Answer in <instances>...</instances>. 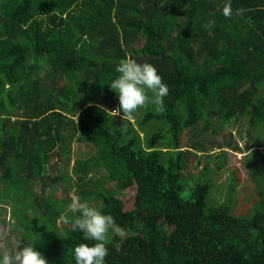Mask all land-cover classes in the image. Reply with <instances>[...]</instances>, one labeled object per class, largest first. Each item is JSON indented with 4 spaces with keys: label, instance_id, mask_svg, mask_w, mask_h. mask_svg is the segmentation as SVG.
<instances>
[{
    "label": "trees",
    "instance_id": "trees-1",
    "mask_svg": "<svg viewBox=\"0 0 264 264\" xmlns=\"http://www.w3.org/2000/svg\"><path fill=\"white\" fill-rule=\"evenodd\" d=\"M224 2L0 0V212L6 206L14 227L44 234L36 250L49 264H75L74 247L94 242L60 221L68 194L32 190L41 176L69 180L129 232L120 239L109 230L105 264H264V0H231L230 18ZM238 8L247 11L237 16ZM208 20L216 22L210 30ZM129 53L169 88L164 111L149 104L132 121L112 115L119 100L108 87ZM244 121L253 134L260 128L249 151L260 168L246 159L258 199L242 213L234 176L218 201L210 195L224 154L198 152H206L201 133ZM72 142L95 152L77 149L73 178L50 175L52 158L70 156ZM204 156L191 180L189 161Z\"/></svg>",
    "mask_w": 264,
    "mask_h": 264
},
{
    "label": "clouds",
    "instance_id": "clouds-1",
    "mask_svg": "<svg viewBox=\"0 0 264 264\" xmlns=\"http://www.w3.org/2000/svg\"><path fill=\"white\" fill-rule=\"evenodd\" d=\"M245 11L247 10L244 8H238L235 14L242 16ZM222 14L226 18L233 15L231 0H225ZM215 23V20H208L203 27L210 30ZM115 70L119 75L108 85L119 100V107L111 110L113 116L134 120V114L149 104L155 105L156 111H164V97L168 95L169 88L152 64L138 63L129 53L119 60ZM67 212L79 215L69 217ZM60 221L70 223L73 231L79 230L83 234L84 240L94 242L91 245L80 243L74 247L75 264H105L109 230L122 231L115 225L112 215L103 214L98 208L90 206L88 201H82L75 192L71 194V202L67 205L66 212L60 216ZM0 264H49V262L33 244H27L14 252L0 247Z\"/></svg>",
    "mask_w": 264,
    "mask_h": 264
},
{
    "label": "rangeland",
    "instance_id": "rangeland-1",
    "mask_svg": "<svg viewBox=\"0 0 264 264\" xmlns=\"http://www.w3.org/2000/svg\"><path fill=\"white\" fill-rule=\"evenodd\" d=\"M139 43H141V41H139ZM139 111V114L142 115L143 108L139 109ZM251 134H253V132H250L249 125L245 124L244 121V124L230 123L229 125L224 126L223 128L216 130L215 132L208 130L201 133V136L199 137L200 139H203L206 150V152H198L199 154H209L211 156H215L219 152H221L222 155L224 154V161L221 169L213 172L212 174L213 184L210 193L211 197L214 200L218 201L223 193L222 188L226 190L227 187H230V181L232 179V176H234L235 196L238 199L236 207L239 208L242 213L247 212L252 203L258 199L256 185L253 180L252 169L245 164L246 159L250 158L253 165H255L257 168H260V158L251 157L249 152L252 148H254L251 140ZM253 135L260 142V128L259 133ZM190 137L191 132H185L182 138L183 146L187 145ZM225 142L229 143V145L227 146ZM236 143L239 146L238 148H234V145ZM72 147L73 151L70 156L64 155V157L70 158L68 166H65V163H62L66 160V158L64 160H60L55 156L52 158L53 162H56V159L58 162H56L57 168L49 167L50 175L55 174L56 171L59 170L65 174H69L68 177H71L70 165L74 162L77 149L84 151L82 152L83 156H89L95 152V148L90 145L77 144L72 142ZM260 151L262 150L260 149ZM196 161L197 159H191V161H189L191 162L190 166L186 171H184L185 174H187L188 178H190L191 180H193V178L202 168L204 162L206 161V156H204L198 164H195ZM210 165L214 167V162H210ZM71 178H73V176ZM30 183L32 184V190L35 193H40L41 189L44 187L45 195H54L57 198L62 197L64 194H68V197L71 198V194L74 192V187L70 185L69 180L57 181L54 184H49L47 178L45 179V177L41 176L35 179L33 183ZM1 188L2 187H0V189ZM26 198L28 210L30 211L32 210L31 204H33L34 199L33 196H26ZM224 200H226V196H223L221 198V201ZM70 202H68L67 205ZM13 206L15 207L16 205L13 204ZM4 208L5 210H2L0 212V247L4 248L6 244H10L6 247H11L16 250L19 245L25 246L27 244H33V247L36 249L44 234L38 228H36L35 225H32L33 229H30L31 231L29 230L26 233H24L22 227H14L15 217L11 216V212L7 210L6 206H4ZM30 212H32L31 219L38 221L39 213H36L34 211ZM115 233H117L120 239H122L129 232L116 231ZM108 235L113 236L114 233Z\"/></svg>",
    "mask_w": 264,
    "mask_h": 264
}]
</instances>
